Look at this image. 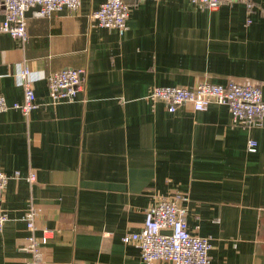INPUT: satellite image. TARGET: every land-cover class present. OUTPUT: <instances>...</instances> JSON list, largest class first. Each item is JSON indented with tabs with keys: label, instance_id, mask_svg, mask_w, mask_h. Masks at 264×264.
I'll return each instance as SVG.
<instances>
[{
	"label": "crops",
	"instance_id": "crops-1",
	"mask_svg": "<svg viewBox=\"0 0 264 264\" xmlns=\"http://www.w3.org/2000/svg\"><path fill=\"white\" fill-rule=\"evenodd\" d=\"M105 1L80 0L77 12L50 17L28 12L24 49L0 33V96L23 102L24 65L40 105L28 117L0 113V171L11 178L0 264L31 258L30 205L41 212L36 236L52 231L41 264H143L139 246L122 238L143 229L158 200L185 194L189 231L211 239L212 264H264V126L241 125L226 105L171 113L149 98L154 86L202 82H253L264 94V0L250 14L242 2L212 11L145 0L124 35L91 21ZM63 69H82L84 88L53 104L46 77ZM252 138L258 149L249 154Z\"/></svg>",
	"mask_w": 264,
	"mask_h": 264
},
{
	"label": "built area",
	"instance_id": "built-area-1",
	"mask_svg": "<svg viewBox=\"0 0 264 264\" xmlns=\"http://www.w3.org/2000/svg\"><path fill=\"white\" fill-rule=\"evenodd\" d=\"M188 1L198 4L202 9L212 11L224 4L231 5L237 2L246 4L248 14L255 8V0ZM143 2L145 0H106L91 14L90 19L95 26L116 29L120 35H124L128 30V19L133 6ZM38 6L41 9L35 11L34 16L42 18L50 17L64 9L77 12L81 4L80 0H0V14L3 13L4 16V20L0 23V33L10 34L24 49L29 41L27 12ZM84 74L82 69H63L46 77L53 104L62 101L74 102L79 92L83 91ZM16 75L19 86L24 92L23 102L9 105L6 98L0 96V113L14 109L28 117L40 106L34 91V75L24 65H19ZM149 98L167 105L171 113H175L183 105H190L195 112L206 111L211 105H226L233 120L241 125L264 126L263 88L253 82L242 84L234 81L227 85L202 82L193 88L154 86ZM257 149L258 142L252 138L247 144V152L253 154ZM14 177L19 178L20 173L16 172ZM28 178L31 183H35L37 181L35 171H31ZM10 180L7 174L0 171V232L8 221V215L2 211L1 203ZM188 199L186 194L161 198L148 208L143 229L134 234H126L122 238L124 244L139 246L143 264H212L211 239L201 238L189 231L188 209L183 206ZM26 212L23 219L31 234L25 248L31 258L26 264H41L44 260V245L48 242L52 231L48 230L43 237H37L36 221L41 212L35 205H30ZM169 232L170 234H167Z\"/></svg>",
	"mask_w": 264,
	"mask_h": 264
},
{
	"label": "water",
	"instance_id": "water-1",
	"mask_svg": "<svg viewBox=\"0 0 264 264\" xmlns=\"http://www.w3.org/2000/svg\"><path fill=\"white\" fill-rule=\"evenodd\" d=\"M41 8L38 6V7H35V8H32V9H30L28 12L30 13V12H35V11H39ZM28 12H27V14H28ZM167 234H170V232L169 233H167Z\"/></svg>",
	"mask_w": 264,
	"mask_h": 264
}]
</instances>
